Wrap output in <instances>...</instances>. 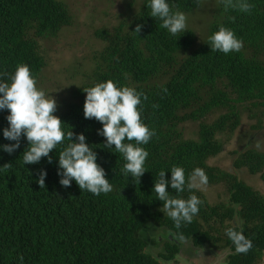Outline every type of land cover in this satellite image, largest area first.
Listing matches in <instances>:
<instances>
[{
	"label": "trees",
	"instance_id": "obj_1",
	"mask_svg": "<svg viewBox=\"0 0 264 264\" xmlns=\"http://www.w3.org/2000/svg\"><path fill=\"white\" fill-rule=\"evenodd\" d=\"M170 2L186 15L202 6V0ZM248 3L251 12L242 13L225 10L221 0L201 39L192 29L171 36L159 19L150 17L147 0L128 1L130 10L137 8L132 16L113 29L94 31L104 49L96 57L94 82L85 89L113 80L147 96L142 119L156 135L143 146L149 152L146 173L140 180L122 173V154L114 146L106 149L105 139L97 135L102 125L84 118V89H70L72 99L57 97L63 110L55 114L66 131L86 136L113 191L94 196L82 192L75 181L71 187L61 186L57 168L63 146L50 153L51 164L42 158L39 164L24 165L26 139L11 155L0 151V264H167L183 253L184 245L173 236L177 232L197 250L228 252L221 264H264V194L243 179L247 174L264 181V152L254 146L264 142V0ZM137 25L142 28L136 34ZM73 26L65 0H0V77L10 82L8 75L16 66L27 64L39 88L41 83L50 86L43 73L48 59L58 57L49 43L60 41L64 30ZM220 26L243 40L240 52L211 51L208 37ZM75 98L80 102H72ZM243 108L256 112L258 122L233 152L232 171L212 166L225 148L220 136L235 134L242 126ZM218 113L221 116L211 120ZM7 115L0 112V146L10 143L2 136ZM189 124L197 125L191 133ZM174 166L183 167L186 177L203 169L208 186L227 188L228 204L214 205L203 190H192L203 203L192 223L177 230L160 211L163 202L153 191L159 173L167 172L165 178L170 179ZM41 169L47 178L40 188L36 174ZM168 191L176 195L170 186ZM192 192L186 188L181 196L187 199ZM228 228L252 241L247 253L235 251L225 234ZM144 230L164 231L163 254L154 257L148 252L150 242L141 237Z\"/></svg>",
	"mask_w": 264,
	"mask_h": 264
},
{
	"label": "clouds",
	"instance_id": "obj_2",
	"mask_svg": "<svg viewBox=\"0 0 264 264\" xmlns=\"http://www.w3.org/2000/svg\"><path fill=\"white\" fill-rule=\"evenodd\" d=\"M222 3L225 10L236 9L242 13H250L253 7L248 0H222ZM147 7L151 10L150 17L159 19L162 22L161 27L171 36L175 37L187 30L186 14L174 10L170 0H147ZM141 28L142 25H137L134 33H139ZM208 45L212 52L228 55L240 52L243 40L232 29L220 26L218 31L208 37ZM8 81L10 82L0 77V112H8V126L2 129V136L10 143L0 146V151L11 155L21 147L22 139H26L29 146L23 153L24 165L39 164L42 158H47L51 164L50 153L57 146H63L58 156L57 168L61 186L71 187L75 181L82 192L87 191L94 196L111 193L113 186L106 178L104 167L97 163L96 151L89 146L83 133L76 134L65 130V124L55 114L58 108L56 99L37 86V78L30 67L27 64L17 65L15 72L8 75ZM83 91L86 93L84 118L94 119L102 125L97 130V135L105 139L106 149H113L114 146L115 151L122 154L125 160L122 173L128 178L140 180L146 173L145 162L149 157V152L143 146L148 145L156 135L155 130L142 119V105L147 96L133 87L120 85L113 80L97 83ZM164 91L167 92V89ZM166 173H159L153 191L157 200L163 202L160 211L179 230L182 226L191 224L198 215L203 202L192 190L206 186L208 177L200 168L194 169L186 177L185 169L180 166L171 169L170 179L165 178ZM36 175V183L40 188L45 187L47 171L41 169ZM169 186L175 190V196L168 191ZM186 188L192 192L187 199L181 196ZM225 234L237 253H247L253 246L252 241L242 231L228 228ZM173 236L181 245L188 242L182 232L173 233Z\"/></svg>",
	"mask_w": 264,
	"mask_h": 264
},
{
	"label": "rangeland",
	"instance_id": "obj_3",
	"mask_svg": "<svg viewBox=\"0 0 264 264\" xmlns=\"http://www.w3.org/2000/svg\"><path fill=\"white\" fill-rule=\"evenodd\" d=\"M71 8L74 16V26L64 30L61 40L49 43L58 59H48V68L43 73V80L50 82V86L42 85L46 94L58 97L61 100L72 99V88L85 89L94 82L93 75L96 66V57L104 49V44L95 37L94 31L104 27L113 29L119 26L127 16H132L137 8L132 10L128 7L130 0H65ZM132 1V0H131ZM221 0H202V6L193 13L187 14V30H196L198 37L205 38L209 32L210 20L216 15ZM138 6V5H136ZM264 58V56H263ZM60 68V69H58ZM68 95V97H66ZM57 111L63 110L62 101L57 100ZM72 102H80L73 99ZM225 113V112H223ZM222 114V113H221ZM218 113L211 120L221 116ZM256 112H246L243 108L242 126L235 134L226 133L220 136V140L225 143L223 153L212 159L211 165L232 171L234 161L233 152L238 150L240 140L245 136L246 131L255 125ZM261 115V114H260ZM255 117V119H252ZM197 125L189 124L188 133L193 132ZM259 151L264 152V142L261 139L254 145ZM243 179L250 184L256 191L264 194V181L260 177H251L243 174ZM209 201L214 204H228L229 195L227 188L222 186H204L201 188ZM141 237L150 242L148 252L157 257L164 253L166 235L164 231L144 230ZM183 253L172 263L167 264H221L228 252H220L204 248L195 249L190 244H184Z\"/></svg>",
	"mask_w": 264,
	"mask_h": 264
}]
</instances>
